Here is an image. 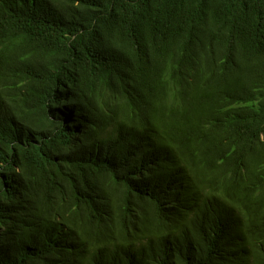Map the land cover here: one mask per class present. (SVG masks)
Masks as SVG:
<instances>
[{
    "label": "trees",
    "instance_id": "obj_1",
    "mask_svg": "<svg viewBox=\"0 0 264 264\" xmlns=\"http://www.w3.org/2000/svg\"><path fill=\"white\" fill-rule=\"evenodd\" d=\"M0 264H264V0H0Z\"/></svg>",
    "mask_w": 264,
    "mask_h": 264
}]
</instances>
